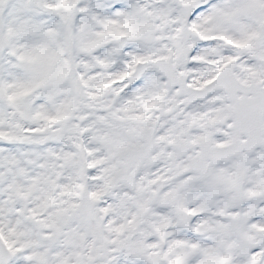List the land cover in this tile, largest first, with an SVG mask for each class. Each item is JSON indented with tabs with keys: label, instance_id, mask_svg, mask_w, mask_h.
Returning a JSON list of instances; mask_svg holds the SVG:
<instances>
[{
	"label": "snow or ice",
	"instance_id": "1",
	"mask_svg": "<svg viewBox=\"0 0 264 264\" xmlns=\"http://www.w3.org/2000/svg\"><path fill=\"white\" fill-rule=\"evenodd\" d=\"M0 264H264V0H0Z\"/></svg>",
	"mask_w": 264,
	"mask_h": 264
}]
</instances>
